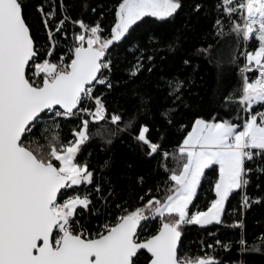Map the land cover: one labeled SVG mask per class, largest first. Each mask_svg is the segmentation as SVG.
Instances as JSON below:
<instances>
[{
    "label": "snow or ice",
    "instance_id": "obj_1",
    "mask_svg": "<svg viewBox=\"0 0 264 264\" xmlns=\"http://www.w3.org/2000/svg\"><path fill=\"white\" fill-rule=\"evenodd\" d=\"M202 7L197 4L194 11ZM26 8L24 0H0V264H225L214 251L217 246L230 251L231 242L215 239L207 244L213 252L192 257L185 254L183 237L189 225H222L226 204L234 195L240 196L243 210L261 202L247 189L253 172L264 173V0L216 4V11L231 25L224 33L218 16L217 35H233L237 48L251 41L258 44L253 51H234L227 63L243 55L241 73L258 75L251 80L243 75L242 87L223 97L222 106L228 115L235 112L234 118L195 117L172 152L163 143L166 133L157 124L150 96L133 88L136 105L127 118V107H110V96L121 85L114 78L122 59L119 49L135 57L123 83L144 71L152 73L160 38L150 35L151 49L143 48L137 29L149 23L147 18H153L152 23L174 22L183 10L182 0H117L108 30L102 26V15L89 24L73 20L63 0H42L35 11L46 34L43 47L28 23ZM175 43H168L169 50H175ZM197 53L217 67L214 98L223 96L225 61L211 45ZM183 64L189 66L190 61ZM192 83L190 76L159 77L156 87L163 85L171 101L159 112L160 122L174 125L179 108L188 106L185 92ZM73 118L78 124L72 138L64 141L58 121ZM41 125L36 137L34 129ZM153 131L159 133L156 139ZM117 133L130 135L146 158L160 156L168 174L159 196L143 188L145 176L137 178L143 195L127 191L142 202L138 206L116 202V182L105 175L110 159L98 172L80 158L93 138L111 145ZM169 160L174 167L168 166ZM209 173L215 177L208 181L213 198L206 210L192 211ZM155 191L161 192L159 186ZM96 201L102 202L103 211ZM157 220L155 232L149 234ZM228 227L242 230L244 221ZM260 241V246L249 247L242 232L236 243L245 253L264 250V236Z\"/></svg>",
    "mask_w": 264,
    "mask_h": 264
},
{
    "label": "trees",
    "instance_id": "obj_2",
    "mask_svg": "<svg viewBox=\"0 0 264 264\" xmlns=\"http://www.w3.org/2000/svg\"><path fill=\"white\" fill-rule=\"evenodd\" d=\"M42 0H24L27 5L25 15L28 23L33 25V33L41 47L44 46L46 34L40 23V16L35 11L36 5ZM67 9V14L73 19H83L85 23L94 24L103 20L102 26L108 30L114 22L113 7L117 0H63ZM219 0H182L183 10L172 23H152L153 18H147L149 23L141 25L137 29L141 47L151 49L148 43L150 35H156L160 38V44L156 46L154 55L156 56V67L152 73L142 72L138 78L127 84L123 83L128 79L127 70L131 63L134 62L133 54L127 52L126 48L119 49L122 56L119 66L115 69L114 78L121 81V85L117 87L111 94L110 107H115L117 103L127 107L126 118L135 110L136 101L133 98L132 89L136 88L151 97V109L157 116V124L162 131L166 133L163 141L169 152L174 151L182 142L187 131L191 130V124L197 116L211 118L218 115L226 119H232L236 113L232 112L228 115V109L223 107L224 96L233 90L242 87L243 77L241 76V68L244 66V56L239 55L236 63L230 64L227 61L232 57L233 52L242 53L243 51H253L258 44L251 41L248 44L237 48L235 37L233 35H217L215 21L219 16L224 22V33H228L230 22L228 18L216 11V4ZM197 4L202 5L199 12L194 11ZM95 9V12L92 11ZM69 36H71L72 25L68 24ZM78 29V26H77ZM175 41V50L171 51L167 47L169 42ZM212 46L214 52L220 59L225 61L223 65V96L214 98V92L217 89V67L214 63H209L206 56L197 53V49ZM163 57L164 59H161ZM189 60L190 65L185 66L184 60ZM179 75L181 78L190 76L193 83L185 92V101L187 107L179 108V115L176 117L173 126H168L159 121V112L171 104L167 97V91L161 85L157 88L159 77H171ZM249 79L256 77V72L247 74ZM243 115V114H242ZM59 132L61 139L67 141L72 138L73 128L76 127L78 121L73 118L69 120H59ZM183 125L184 127H181ZM95 125H90V129H94ZM44 125L34 129L36 137H40ZM152 138L156 139L159 135L156 131L152 132ZM89 153L91 155L89 156ZM81 160L87 159L90 166L96 167L100 171L103 161L110 159L112 166L105 172V175H111L116 182L115 192L117 194L118 203L128 201L130 206H138L142 202L135 196H130L127 189H133L134 193L143 195L137 178L145 176L146 182L143 188L147 190L152 188L154 194L159 196L164 188V182L167 180V173L161 165L164 163L160 156L154 159L146 158L141 149L133 141L132 137L126 133H117L112 137L111 145L103 142L99 138H93L84 146ZM259 163V162H258ZM132 167L129 168L128 165ZM169 167H174L171 160L167 161ZM255 168V164H250ZM215 177L212 173L208 174V179L203 182L202 189L199 190L198 198L194 201L196 207L192 211L206 210V207L213 198L208 181H214ZM259 185V187H257ZM159 186L161 192H156ZM248 194L253 197H261V202L252 204V206L243 210L240 208V196L234 195L226 204V214L222 218V225L207 226L201 228L197 225H189L185 228L184 246L185 254L195 257L202 256L205 253H211L213 250L207 248V244L213 243L215 239H220L224 243H232V249L228 252L223 251L220 247H216L214 254L217 258L224 260L225 264H264V250L249 251L241 253L240 245L236 243L241 233L245 236L248 246L257 244L260 246V238L264 236V173L253 172L251 174V183L248 186ZM100 201H96L97 208L103 211ZM243 219L244 229H236L228 227L235 221ZM95 223V221H94ZM159 221L157 220L150 229V233H154ZM209 232L214 235H209ZM205 247L202 251L201 248Z\"/></svg>",
    "mask_w": 264,
    "mask_h": 264
},
{
    "label": "rangeland",
    "instance_id": "obj_3",
    "mask_svg": "<svg viewBox=\"0 0 264 264\" xmlns=\"http://www.w3.org/2000/svg\"><path fill=\"white\" fill-rule=\"evenodd\" d=\"M244 61H245V63H246V60H245V59H244ZM244 66H245V64H244ZM244 66H243V67H244ZM243 67H242V68H243ZM248 73H249V72H248ZM248 73H244V74L241 73V76L243 77V75H247ZM257 75H258V73H256V76H257Z\"/></svg>",
    "mask_w": 264,
    "mask_h": 264
},
{
    "label": "built area",
    "instance_id": "obj_4",
    "mask_svg": "<svg viewBox=\"0 0 264 264\" xmlns=\"http://www.w3.org/2000/svg\"><path fill=\"white\" fill-rule=\"evenodd\" d=\"M61 120H64V119H61ZM68 120H69V119H68ZM201 250L204 251V250H205V247L203 246V247L201 248ZM209 250H212V249H209Z\"/></svg>",
    "mask_w": 264,
    "mask_h": 264
}]
</instances>
